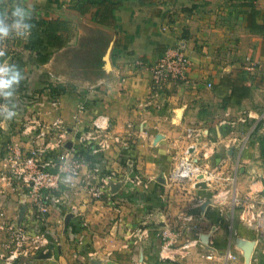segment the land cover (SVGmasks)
Wrapping results in <instances>:
<instances>
[{"label": "crops", "instance_id": "0c3cea01", "mask_svg": "<svg viewBox=\"0 0 264 264\" xmlns=\"http://www.w3.org/2000/svg\"><path fill=\"white\" fill-rule=\"evenodd\" d=\"M100 1L27 0L25 4L33 9L32 17L60 19L68 30L63 32L64 45L52 49L49 61L35 62L30 51L34 54L30 61L14 63L24 79L12 98L16 115L12 119L0 115V263L12 239L9 226L21 224L45 232L51 240L47 250H53L47 258L39 257L43 251H31L23 262L28 264H264V236L246 227L230 206L235 196H264L259 141L264 135V34L248 27L252 8L259 11L257 22L264 23V0ZM0 3L11 8L7 0ZM88 22L111 34L113 49L104 58L105 75L97 80L100 87L82 94L51 92V96L42 88L46 83L42 72L70 67L64 62L67 54L82 50L84 36L92 40ZM28 41L29 35L0 41V51L8 53L3 62L11 64L10 54L21 52ZM180 41L186 42L192 61L189 81H173L161 97H150L148 66ZM137 60L145 65L136 64ZM249 60L254 63L250 70ZM33 67L36 70L30 72ZM242 72L247 73L244 82L251 88L247 97L233 95L222 84L225 76L238 83ZM76 79L77 84L84 83V78ZM69 80H74L71 74ZM50 97H56L58 104L53 105ZM82 103V128H90L97 115H107L111 134L121 137L120 142L111 138V146L101 156L78 144L71 132ZM6 109L0 98V113ZM35 117L46 123L64 121L70 130L68 148L80 150L86 158L68 188L67 200L53 207L46 220L37 216L16 180L2 178L11 173L13 149L26 153L30 148L24 125ZM192 127L202 132L193 157L212 172L216 190L214 183L197 187L170 177L190 144L187 132ZM203 149L208 156H202ZM109 172L116 177L105 187L102 179ZM136 175L145 185L130 180ZM213 199L225 201L219 207ZM189 214L195 215L194 221H188ZM197 239L202 240L199 245L183 248L186 241ZM245 240L253 242L249 262L241 246ZM228 251L237 258L227 259Z\"/></svg>", "mask_w": 264, "mask_h": 264}, {"label": "built area", "instance_id": "2783aa9c", "mask_svg": "<svg viewBox=\"0 0 264 264\" xmlns=\"http://www.w3.org/2000/svg\"><path fill=\"white\" fill-rule=\"evenodd\" d=\"M136 64L145 65L141 60H137ZM191 64L185 41H180L176 46L167 48L161 57L148 66L151 73L150 97H161L168 84L173 81L188 82ZM247 66L252 69L254 64L248 61ZM49 100L53 105L58 104L56 97H50ZM84 109L85 105L80 104L76 116L77 124L71 132L76 136L78 144L88 148L93 155L101 156V153L111 146V138L120 142L121 137L111 134L110 120L107 115H97L90 128H82L79 115ZM69 131L61 119L51 123H46L38 117L28 120L24 125V133L30 136L31 146L26 153L20 149H13L12 155L9 157L11 173L9 176L2 177L18 182L17 186L27 192L37 216H41L44 220L53 207H57L67 200L69 186L73 187V179L80 175L81 167L86 163V158L80 155V150L68 148ZM187 136L191 142L178 159L172 176L176 179H188L196 182L200 175H204V179L211 180L212 172L203 169L193 157L194 150L201 145L199 142L202 136L201 129L198 127L189 128ZM58 149H62V151L57 153ZM200 153L203 157L209 155V151H205V149ZM115 177L113 172H109L102 179L105 187L107 185L110 187ZM130 180L137 184L143 183L140 175L131 177ZM143 184L145 185V183ZM232 205V213H238V217L246 227L255 230L259 237L264 236V196L263 198L248 195L242 198L235 196ZM83 224L85 225V222ZM9 227L12 237L8 246L10 254L6 256V262L3 264H15L14 260L19 261L21 256L28 257L33 250L44 253L48 251L47 246L51 240L45 232L31 231L21 224ZM191 244L192 242L187 241L185 247ZM226 256L227 259L237 258L230 251ZM208 257L214 258L212 255H208Z\"/></svg>", "mask_w": 264, "mask_h": 264}, {"label": "rangeland", "instance_id": "374dc122", "mask_svg": "<svg viewBox=\"0 0 264 264\" xmlns=\"http://www.w3.org/2000/svg\"><path fill=\"white\" fill-rule=\"evenodd\" d=\"M17 2H22L24 4L28 3L27 0H7V3L10 5V7ZM4 7L2 6V10L6 9ZM7 9H10V8L7 7ZM89 24H92V23L91 22L85 23V26L88 28V31L90 30L92 32V35H91L92 40L90 41V38H86L84 36L83 41L81 43L82 50L79 48V50L77 52L67 54V56H66L67 61L64 60V62H65L66 66H67V64H69L70 67L67 69L64 67V69H62L63 71H60V70L55 71L52 68H48L49 71L42 72L43 77L45 78V79H43V81L46 82V83H44V86L42 88L47 89V93L49 92L50 95H51V92L52 93L54 92V90H56V92L59 93L60 89L64 88V87L68 88L69 90H72V91H79L81 94L84 93V91L85 92L91 91V90H95L98 87H100L99 82H97V80H98L99 76L105 75V69H104L105 60H104V58H105V56L106 57L109 56L108 55V54H110L109 52L110 51L112 52V49H113L112 45H111V39H110L111 34H109L105 29L93 28ZM26 45H27V43H25L23 45L24 49H22L21 52H18V53L14 52V53L10 54V57H11L10 60L12 61L11 64L17 63L18 61H21V60L30 61V57L34 54H32L30 52V50L25 48ZM87 45H89V47H87ZM85 50H86V52H85ZM55 53H56V51H55ZM57 56H59V54ZM34 58L32 60H34ZM95 66H97L98 68L95 69ZM253 68H254V66H253ZM35 70H36V68L33 67L30 70V72L35 71ZM30 72H28V73H30ZM70 74L72 75L73 79L76 82L74 80H69ZM78 77L84 78L83 84H77L76 78H78ZM199 142L201 144V139ZM202 168L206 169L203 166H202ZM172 172H173V170L171 171L170 177L173 180H175L176 182L186 180V181L190 182V184L192 186H197V184L200 183L201 181H205L207 184V186L205 188L210 187V185L212 183H214L215 187H213V188L217 189L216 185H218V184L215 183V182H217V180L214 179V176H212V179L209 181L204 179V178H201V179L198 178V180L196 182H192L188 179H176L172 176ZM197 187H203V186H197ZM105 193L106 192L103 191V194H105ZM213 201L216 203V205H218L219 207H222L225 199H221V200L216 199V201L213 199ZM230 206H231V208L233 207L231 202H230ZM189 215H191V214H189ZM189 215H187V216H189ZM194 219H195V215H194V217L192 216V218L189 219L188 221L192 222V221H194ZM188 241L192 242V244L190 245L191 247L197 246L202 242L201 239L188 240ZM190 246H186V247H190ZM184 247H185V244H183V248ZM8 254H10L9 249H8ZM28 258H29V256L28 257L21 256L19 258V261H18L19 264H28L27 262L23 263ZM16 261L17 260H14L13 262L15 263ZM4 262H6V261L3 260V262L1 261L0 264H3Z\"/></svg>", "mask_w": 264, "mask_h": 264}, {"label": "trees", "instance_id": "16d2710c", "mask_svg": "<svg viewBox=\"0 0 264 264\" xmlns=\"http://www.w3.org/2000/svg\"><path fill=\"white\" fill-rule=\"evenodd\" d=\"M110 1L111 0H101L99 3L104 4ZM1 10H2V3H0V12ZM85 12H87V10ZM258 12L259 11L255 8H252L248 12V27L253 32L264 34V23L260 24L256 20V16ZM30 22L33 25V27L31 29V33L29 34V41L27 42L25 48L35 53L34 55L35 62L42 64L49 61L53 53L52 49L60 48L61 46L64 45L65 39L63 37V32L67 31L68 29L66 24L60 19L46 21L45 19H37L35 17H32ZM102 22L105 21H101L100 23ZM3 53L4 55L0 56V62H3V60L8 55V53L6 52ZM249 61L252 62V60ZM23 66L24 64L23 65L21 64V67ZM246 77H247V73L242 72L241 74H239L238 83H235V81H233L231 77L225 76L222 79V84L229 86L232 89L233 95L238 97H247L250 94L251 88L250 86L246 85L244 82L246 80ZM62 91L72 92L71 90L65 87L60 89V92ZM59 93H57L56 90H54L53 92L54 95H57ZM259 141H260L261 154L264 157V135L259 136Z\"/></svg>", "mask_w": 264, "mask_h": 264}, {"label": "clouds", "instance_id": "9594fccd", "mask_svg": "<svg viewBox=\"0 0 264 264\" xmlns=\"http://www.w3.org/2000/svg\"><path fill=\"white\" fill-rule=\"evenodd\" d=\"M33 9L22 2H17L10 9L0 12V41L11 36L24 38L31 33L33 25L31 19ZM4 53L0 51V56ZM24 79L23 73L16 64L0 62V98L7 104L6 111L0 113L6 119L15 115V104L12 99L20 82Z\"/></svg>", "mask_w": 264, "mask_h": 264}, {"label": "water", "instance_id": "95a60500", "mask_svg": "<svg viewBox=\"0 0 264 264\" xmlns=\"http://www.w3.org/2000/svg\"><path fill=\"white\" fill-rule=\"evenodd\" d=\"M68 146H71V143L68 144ZM199 178H204V175H200ZM197 186H203V187H206L207 184L205 181H201L200 183L197 184ZM205 239V238H204ZM242 248L244 249L245 251V257H246V260L249 262L250 259H251V254H252V250H253V242L252 241H249V240H245L243 243H242ZM53 256V250L50 249L49 251H47L46 253L44 252H41L39 257H52ZM18 261L15 262V264H17ZM96 264H99L96 263Z\"/></svg>", "mask_w": 264, "mask_h": 264}]
</instances>
